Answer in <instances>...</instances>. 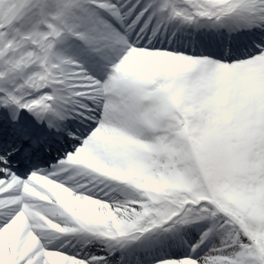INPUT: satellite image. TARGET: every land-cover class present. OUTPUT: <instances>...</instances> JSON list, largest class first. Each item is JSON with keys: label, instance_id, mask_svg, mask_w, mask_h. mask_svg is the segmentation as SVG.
<instances>
[{"label": "snow or ice", "instance_id": "1", "mask_svg": "<svg viewBox=\"0 0 264 264\" xmlns=\"http://www.w3.org/2000/svg\"><path fill=\"white\" fill-rule=\"evenodd\" d=\"M0 264H264V0H0Z\"/></svg>", "mask_w": 264, "mask_h": 264}]
</instances>
